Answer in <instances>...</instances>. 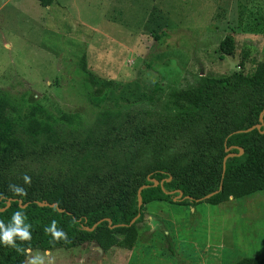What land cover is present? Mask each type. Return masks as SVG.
<instances>
[{
    "label": "rangeland",
    "instance_id": "1",
    "mask_svg": "<svg viewBox=\"0 0 264 264\" xmlns=\"http://www.w3.org/2000/svg\"><path fill=\"white\" fill-rule=\"evenodd\" d=\"M225 35L233 37L234 49L220 56ZM81 56L87 70L119 87L89 84ZM263 60L264 0H54L48 6L0 0V95L16 107L11 118L29 151L15 170L83 181L97 168L125 162L143 167L151 158L145 149L123 153L130 143L117 142L113 119L120 122L128 114L140 122L167 112L172 92L193 84L196 76L250 75ZM148 92H154V101H147ZM37 105L79 118L77 125L58 126V149L42 134L24 132ZM105 109L118 114L103 121ZM104 130L109 140L96 148L102 152L62 150L73 135ZM135 225L131 249L101 251L84 243L29 255L47 253L45 264L49 256L53 264H234L264 256V190L216 205L154 200Z\"/></svg>",
    "mask_w": 264,
    "mask_h": 264
},
{
    "label": "trees",
    "instance_id": "2",
    "mask_svg": "<svg viewBox=\"0 0 264 264\" xmlns=\"http://www.w3.org/2000/svg\"><path fill=\"white\" fill-rule=\"evenodd\" d=\"M36 1L48 6L54 0ZM218 47L220 56L231 55L233 37L225 35ZM79 67L93 87H119L87 70L83 56ZM171 95L173 108L167 112L140 122L132 121L128 114L120 122L113 119L119 129L117 142L130 143L128 148L123 145V153L138 155L137 150L145 149L152 164L135 168L125 162L111 169L97 168L88 171L83 181L71 175L44 177L15 170V164L29 151L11 118L17 115L16 107L0 95V221L7 227L13 213L23 211L25 224L31 225V240L17 239L16 243L30 251L69 249L84 243H94L101 251L131 249L138 236L135 223L141 219L144 205L151 201L216 205L264 190V60L256 63L250 75L240 71L223 76L199 75L193 84ZM146 98L154 101V92H148ZM89 99L95 103V98ZM36 114L42 117L37 119ZM36 114L27 120L24 132L42 134L57 149L58 126L77 125L79 119L76 114L56 116L41 105L36 106ZM100 114L104 121L118 112L105 109ZM108 132L90 131L84 138L73 135L71 142L62 144V150L73 151V146L86 155L102 152L96 148L108 142ZM25 174L31 177L30 185L24 183ZM9 184L25 188L27 195L16 196ZM178 192L180 197L173 201ZM52 220L67 233L68 242H55L44 232ZM25 259V254L0 244V264H23ZM234 264H264V256L241 257Z\"/></svg>",
    "mask_w": 264,
    "mask_h": 264
},
{
    "label": "clouds",
    "instance_id": "3",
    "mask_svg": "<svg viewBox=\"0 0 264 264\" xmlns=\"http://www.w3.org/2000/svg\"><path fill=\"white\" fill-rule=\"evenodd\" d=\"M25 184H31V177L27 174L23 175ZM9 190L16 196H26L27 190L21 186L9 184ZM26 216L23 211L13 213L9 226L5 227V223L0 221V244L14 248L18 253L26 255V261L23 264H45L47 253L41 254L37 252L35 255H29L30 250L25 249L16 243L17 239L21 242L31 240L30 224H25ZM44 232L51 234L53 241L61 240L68 242L67 233L57 226V221L52 220L50 226L45 227ZM47 264H53V259L49 256Z\"/></svg>",
    "mask_w": 264,
    "mask_h": 264
},
{
    "label": "water",
    "instance_id": "4",
    "mask_svg": "<svg viewBox=\"0 0 264 264\" xmlns=\"http://www.w3.org/2000/svg\"><path fill=\"white\" fill-rule=\"evenodd\" d=\"M239 131V130H238ZM228 150V148L227 147H224V151H227ZM227 156V155H226ZM225 156V157H226ZM156 182L155 181H153V184H155ZM144 186H140V188L139 189H141V188H143ZM211 193H209V194H206V195H204L203 197H201V198H199V199H196V201H198V200H202V199H205L206 197H208L209 195H210ZM180 197V192H178V194L175 196V197H173L172 198V200L174 201V200H176V199H178ZM137 205L139 206L140 205V199L138 198L137 199ZM132 222V220L130 221V223Z\"/></svg>",
    "mask_w": 264,
    "mask_h": 264
}]
</instances>
